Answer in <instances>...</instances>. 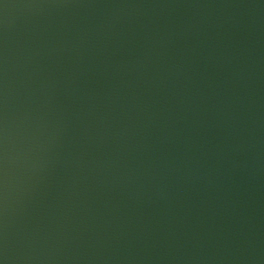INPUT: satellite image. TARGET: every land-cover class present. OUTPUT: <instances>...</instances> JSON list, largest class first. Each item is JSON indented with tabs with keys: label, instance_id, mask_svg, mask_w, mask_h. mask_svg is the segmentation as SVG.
<instances>
[{
	"label": "water",
	"instance_id": "water-1",
	"mask_svg": "<svg viewBox=\"0 0 264 264\" xmlns=\"http://www.w3.org/2000/svg\"><path fill=\"white\" fill-rule=\"evenodd\" d=\"M0 264H264V0H0Z\"/></svg>",
	"mask_w": 264,
	"mask_h": 264
}]
</instances>
